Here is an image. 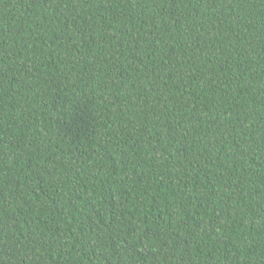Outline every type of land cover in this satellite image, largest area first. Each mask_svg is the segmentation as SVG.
<instances>
[{
    "label": "trees",
    "instance_id": "1",
    "mask_svg": "<svg viewBox=\"0 0 264 264\" xmlns=\"http://www.w3.org/2000/svg\"><path fill=\"white\" fill-rule=\"evenodd\" d=\"M0 264H264V0H0Z\"/></svg>",
    "mask_w": 264,
    "mask_h": 264
}]
</instances>
